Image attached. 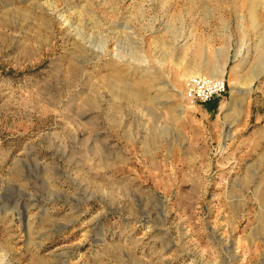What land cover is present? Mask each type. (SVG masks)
<instances>
[{
	"label": "rangeland",
	"instance_id": "374dc122",
	"mask_svg": "<svg viewBox=\"0 0 264 264\" xmlns=\"http://www.w3.org/2000/svg\"><path fill=\"white\" fill-rule=\"evenodd\" d=\"M0 264H264V0H0Z\"/></svg>",
	"mask_w": 264,
	"mask_h": 264
},
{
	"label": "built area",
	"instance_id": "2783aa9c",
	"mask_svg": "<svg viewBox=\"0 0 264 264\" xmlns=\"http://www.w3.org/2000/svg\"><path fill=\"white\" fill-rule=\"evenodd\" d=\"M223 91V80L211 77H196L192 79L186 94L190 103L195 104L219 96Z\"/></svg>",
	"mask_w": 264,
	"mask_h": 264
}]
</instances>
